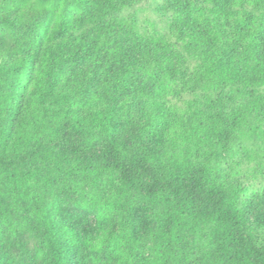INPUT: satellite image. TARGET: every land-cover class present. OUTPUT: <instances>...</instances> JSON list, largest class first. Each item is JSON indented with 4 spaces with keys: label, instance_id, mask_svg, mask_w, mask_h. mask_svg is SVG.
I'll use <instances>...</instances> for the list:
<instances>
[{
    "label": "trees",
    "instance_id": "16d2710c",
    "mask_svg": "<svg viewBox=\"0 0 264 264\" xmlns=\"http://www.w3.org/2000/svg\"><path fill=\"white\" fill-rule=\"evenodd\" d=\"M135 3L0 0V242L39 237L29 264L80 247L89 264H264V221L223 165L264 147V0H165L167 35L120 15Z\"/></svg>",
    "mask_w": 264,
    "mask_h": 264
},
{
    "label": "rangeland",
    "instance_id": "374dc122",
    "mask_svg": "<svg viewBox=\"0 0 264 264\" xmlns=\"http://www.w3.org/2000/svg\"><path fill=\"white\" fill-rule=\"evenodd\" d=\"M164 5L165 0H137V3L129 9H125L120 15L122 17L133 16L141 33H163L167 35L170 33L174 14L168 12ZM149 90L157 93V96L163 102L176 105L178 108L184 109L185 100L190 99L187 94L182 97L167 96L166 88L163 85H157L156 88L149 86ZM170 116L173 117V114L171 113ZM168 124H165V129H167ZM161 139L162 135L151 143V146L160 147ZM243 143L245 146H251L256 151L254 159L247 161L240 156L232 162V158L225 156L226 160L223 165L226 169H230L233 177L241 183L243 190L241 198L245 208L249 211V221L258 226L260 221H264V147H261L263 144L257 137ZM71 212L75 215L71 220L79 231L81 238L84 237L85 231H94V214H87L81 210H72ZM21 216H25V211H22ZM139 216L140 232L144 234L147 228L153 225L151 210H143ZM21 220L22 218H17L18 222ZM39 243V237L22 232L19 229L16 230L15 234H11L9 230L4 228L1 230L0 250L5 253L9 252L10 257L18 264L32 262ZM85 253L83 248L80 247L78 264H89Z\"/></svg>",
    "mask_w": 264,
    "mask_h": 264
}]
</instances>
